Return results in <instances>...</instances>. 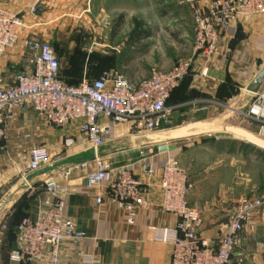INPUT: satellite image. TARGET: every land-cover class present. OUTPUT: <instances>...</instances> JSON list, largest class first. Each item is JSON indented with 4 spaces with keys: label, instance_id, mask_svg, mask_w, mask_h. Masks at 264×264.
I'll use <instances>...</instances> for the list:
<instances>
[{
    "label": "crops",
    "instance_id": "obj_1",
    "mask_svg": "<svg viewBox=\"0 0 264 264\" xmlns=\"http://www.w3.org/2000/svg\"><path fill=\"white\" fill-rule=\"evenodd\" d=\"M0 9L19 16L23 24L17 46L0 57V75L6 85L13 83L16 71L27 67L21 47V40L26 37L51 46L66 82L79 81L86 71L101 73L109 69L138 83L147 77L151 67L166 70L173 65L163 54L155 58L152 55L155 36L170 25L164 18L172 16V9L192 14L188 4L178 6L173 1L162 4L158 0H0ZM133 19L140 26L134 27ZM184 25L178 28L179 37L189 35L191 42L182 57H190L192 23ZM122 26L128 29L125 33L120 32ZM171 44L175 50L185 47L177 41ZM192 60L190 75L166 102L171 109L170 124L157 134L167 133V137L163 136L169 140L167 143L153 146L149 134L134 135L130 125L122 123L111 125L107 142L98 149V154L113 167L133 163L134 174L144 186L148 207L136 211L131 225L126 222V212L105 198L104 184L88 190L81 171L65 175L69 168L92 158V151L74 125L63 130L50 127L29 107L6 113V137L0 142V203L7 197L11 199L0 214V264H48L14 263L9 253L19 244L16 230L19 219L25 216L35 219L40 209L53 202L57 187L66 191L64 216L86 237L79 252L64 245L60 264H169L171 248L162 243L161 234L163 230H173L178 218L161 211L158 184L163 163L178 154L177 143L208 138L207 144L217 146L212 150L217 156H233L245 150L247 157L264 162V153L242 143L239 137L242 130L235 123L240 116L248 119L245 115L250 106V88L264 68V16L239 17L221 32L215 56L206 60L195 55ZM203 68L206 72L202 75ZM224 127L230 131L218 130ZM67 136L74 138V144L64 148ZM247 139L264 147L260 140L250 136ZM161 146H166L167 151L158 152ZM38 147L46 149L51 163L31 173L27 171L29 152ZM178 165L190 186L187 204L201 213L203 223L198 235L215 243L229 215V209L225 208L229 198L224 193L209 200L204 196L195 198L194 187L201 180L188 167L182 168L179 162ZM230 168L234 170L237 166L234 163ZM40 170L46 173L39 175ZM51 170L54 172L47 174ZM49 180L53 181L51 190ZM97 196L103 198L99 205L94 202ZM253 220V230L244 228L229 264H264V219ZM89 256L96 262L84 259Z\"/></svg>",
    "mask_w": 264,
    "mask_h": 264
},
{
    "label": "built area",
    "instance_id": "obj_2",
    "mask_svg": "<svg viewBox=\"0 0 264 264\" xmlns=\"http://www.w3.org/2000/svg\"><path fill=\"white\" fill-rule=\"evenodd\" d=\"M158 1L162 4L173 1L178 6L188 4L192 10V55L166 70L151 67L147 77L138 83L130 82L116 71L104 72L97 79H85L72 86L60 80L59 61L51 46L26 37L21 40V47L27 67L16 71L11 85L4 84L0 75V142L6 137V113L15 108H31L42 116L46 125L59 130L74 125L92 151V158L69 168L65 175L73 170L81 171L83 185L88 190L104 184L105 198L126 212V222L130 225L134 223L136 211L145 210L148 201L142 182L134 174L133 163L113 167L98 154L110 136L111 125L126 123L134 135L149 134L150 137L167 130L171 109L166 101L190 73L193 57L199 55L208 60L215 56L221 32L239 17L264 16V0ZM196 2L200 5L196 6ZM22 26L19 16L0 9V57L17 46ZM205 72L203 68L201 74ZM249 94L250 106L245 116L260 124L259 134L264 136V85ZM73 144L74 138H64V148ZM50 163L46 149L34 148L29 152L27 171L36 172ZM148 173H151L150 166ZM158 187L162 194L161 211L178 218L173 230H163L161 234L162 243L171 248L169 264H229L244 228L253 230V219H264L263 188L258 197L237 201L221 234L212 243L198 235L202 220L187 204L190 186L177 160L169 158L163 163ZM65 201V189L57 187L53 202L40 209L35 219L23 218L19 222L16 227L19 244L9 253L11 262L60 264L64 245L74 252L82 249L86 237L64 216ZM102 201L101 196L94 200L97 205ZM84 259L95 261L90 256Z\"/></svg>",
    "mask_w": 264,
    "mask_h": 264
},
{
    "label": "rangeland",
    "instance_id": "obj_3",
    "mask_svg": "<svg viewBox=\"0 0 264 264\" xmlns=\"http://www.w3.org/2000/svg\"><path fill=\"white\" fill-rule=\"evenodd\" d=\"M171 15L169 18L168 16L164 18L165 23L169 22L170 25H166V29L159 32L153 40L155 48L153 49L152 55L155 58L163 54L172 60V62L170 61L171 63H175L184 58L182 55L186 52L191 42L189 35L185 38L179 37L181 31L178 29L184 27V23L189 26L191 15L189 12L183 10L176 11L175 9H172ZM119 18L118 16L116 19L119 20ZM127 30L126 27L122 26L120 32L125 33ZM184 32H186V29H184ZM175 41L182 45L185 44V47L182 49L176 48L175 50V45H170V43ZM237 118L235 123L242 130L239 136L241 137L242 143L244 142L251 148L258 150V152L264 153V149L261 147L262 145L259 147L247 139L250 136L264 142V136L259 134L260 124L243 118V116ZM218 130L224 132V130L230 131V128L224 127V129L219 128ZM166 134H154L155 136H151V145L167 143L169 140L163 138V136L167 137ZM208 142V138H196L190 141L182 140L177 143L178 154L173 156V159L177 160L182 168L188 167L189 171L197 174V179L201 180L195 184L193 191L195 198L199 199L200 196H204L209 200L212 197L217 198L224 193V197L229 198L226 200L225 208L229 209L230 214L232 207L235 206L238 200L242 198L253 199L260 195L261 190L264 188V162L259 158L253 159L252 157H247L245 150H240L241 152L239 151L233 156H217L212 153V150L217 146L215 143L207 144ZM215 142L218 143L220 141ZM234 163L237 168L233 170L230 166ZM188 205L191 209L196 210L201 218L200 211L195 207H191L189 203Z\"/></svg>",
    "mask_w": 264,
    "mask_h": 264
},
{
    "label": "water",
    "instance_id": "obj_4",
    "mask_svg": "<svg viewBox=\"0 0 264 264\" xmlns=\"http://www.w3.org/2000/svg\"><path fill=\"white\" fill-rule=\"evenodd\" d=\"M263 80H264V68L259 72V74L253 80L251 88H250V91L252 93L256 92L261 87ZM157 150H158V152H165V151H167V147L166 146H161ZM53 172L54 171L51 170V171L47 172V174H52ZM45 173L46 172L43 171V170H40L38 172L39 175H44ZM48 187H49L50 190L53 189L52 181L49 182ZM10 199H11L10 197H7L5 200H3L0 203V214L4 211L6 206L9 204Z\"/></svg>",
    "mask_w": 264,
    "mask_h": 264
},
{
    "label": "trees",
    "instance_id": "obj_5",
    "mask_svg": "<svg viewBox=\"0 0 264 264\" xmlns=\"http://www.w3.org/2000/svg\"><path fill=\"white\" fill-rule=\"evenodd\" d=\"M132 24H133V26L134 27H138V26H140V22H138L136 19H133L132 20ZM55 54V53H54ZM56 56V55H55ZM57 58V57H56ZM58 59V58H57ZM59 61V60H58ZM105 71H107V72H109L110 70L108 69V70H105ZM102 72H104V71H102ZM101 72V73H102ZM101 73H93L92 71H86V73H85V76L84 77H82L79 81H77V82H75V83H70V82H66V81H64L63 79H62V77H61V74H60V62H59V78H60V80L62 81V82H64L65 84H68V85H72V86H76V85H78L82 80H94V79H97L99 76H100V74ZM190 75V73L186 76V77H188ZM185 77V78H186ZM184 78V79H185ZM175 90V89H174ZM173 90V91H174ZM172 91V92H173ZM171 92V93H172ZM171 95V94H170ZM170 95H169V97H170ZM169 97H168V99H169ZM167 99V100H168ZM167 102V101H166ZM23 198V197H22ZM23 218H27L26 216L25 217H22L21 219H19V221L17 222V224H16V227L18 226V224H19V222L23 219Z\"/></svg>",
    "mask_w": 264,
    "mask_h": 264
},
{
    "label": "bare ground",
    "instance_id": "obj_6",
    "mask_svg": "<svg viewBox=\"0 0 264 264\" xmlns=\"http://www.w3.org/2000/svg\"><path fill=\"white\" fill-rule=\"evenodd\" d=\"M257 144V143H256ZM258 146H259V144H258ZM262 147V146H261ZM263 149H264V147H262Z\"/></svg>",
    "mask_w": 264,
    "mask_h": 264
}]
</instances>
